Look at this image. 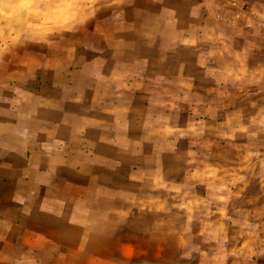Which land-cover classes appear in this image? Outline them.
<instances>
[{"label": "crops", "instance_id": "crops-1", "mask_svg": "<svg viewBox=\"0 0 264 264\" xmlns=\"http://www.w3.org/2000/svg\"><path fill=\"white\" fill-rule=\"evenodd\" d=\"M238 1L245 10L235 13L220 0H0V264H183L177 250L149 261L147 234H125L139 229L131 219L143 208L111 206L118 193L133 199L115 179L147 169L117 159L123 146L99 126L101 104L116 111L99 64L106 58L111 75L162 70L165 56L186 55L202 70L236 35L248 56L239 70L253 76L264 0Z\"/></svg>", "mask_w": 264, "mask_h": 264}, {"label": "rangeland", "instance_id": "rangeland-1", "mask_svg": "<svg viewBox=\"0 0 264 264\" xmlns=\"http://www.w3.org/2000/svg\"><path fill=\"white\" fill-rule=\"evenodd\" d=\"M262 33L254 40L259 55L254 64L247 61L253 76L239 70L248 56L241 55L245 43L236 35L231 52L201 59L202 70L189 69L188 59L199 57L186 55L165 56L162 70L126 67L109 75L104 56L99 64L101 92L116 102L114 113L99 102V126L123 146H116L117 159L145 161L147 169L124 176L120 167L109 168L119 175L117 192L129 182L133 198L118 193L111 206L143 208L131 219L139 229L125 234H147L149 261L164 249L168 256L179 251L183 264H215L228 255L264 264ZM161 241L166 245L157 247Z\"/></svg>", "mask_w": 264, "mask_h": 264}, {"label": "built area", "instance_id": "built-area-1", "mask_svg": "<svg viewBox=\"0 0 264 264\" xmlns=\"http://www.w3.org/2000/svg\"><path fill=\"white\" fill-rule=\"evenodd\" d=\"M202 1H215V0H202ZM223 3H225L228 7L233 8V9H242V5L238 0H220Z\"/></svg>", "mask_w": 264, "mask_h": 264}]
</instances>
